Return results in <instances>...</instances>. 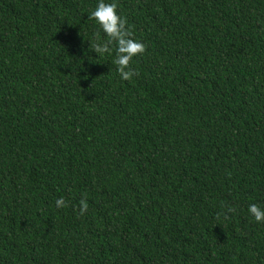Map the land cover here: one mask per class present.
<instances>
[{"label":"trees","instance_id":"trees-1","mask_svg":"<svg viewBox=\"0 0 264 264\" xmlns=\"http://www.w3.org/2000/svg\"><path fill=\"white\" fill-rule=\"evenodd\" d=\"M96 3L0 0V264H264V0Z\"/></svg>","mask_w":264,"mask_h":264},{"label":"clouds","instance_id":"clouds-1","mask_svg":"<svg viewBox=\"0 0 264 264\" xmlns=\"http://www.w3.org/2000/svg\"><path fill=\"white\" fill-rule=\"evenodd\" d=\"M89 19L99 26L105 37L102 41L97 37L98 42L94 45L93 51L98 56L114 54L112 62L117 66L116 70L122 80L128 81L138 75V71L131 69L130 62L144 53L146 46L140 40L132 38L126 19L118 12L117 0H97L95 8L89 14ZM55 203L57 207L66 206L63 197L57 199ZM87 210V202L82 200L81 214ZM247 211L257 223H264V206L252 203Z\"/></svg>","mask_w":264,"mask_h":264}]
</instances>
